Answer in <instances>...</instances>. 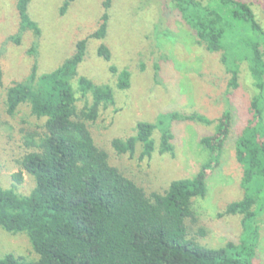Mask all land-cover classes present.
<instances>
[{
    "label": "trees",
    "instance_id": "1",
    "mask_svg": "<svg viewBox=\"0 0 264 264\" xmlns=\"http://www.w3.org/2000/svg\"><path fill=\"white\" fill-rule=\"evenodd\" d=\"M73 1L63 2L61 16ZM170 1L195 44L207 54L222 55L221 64L230 75L228 90L238 88L242 62H246L253 80L252 120L235 142L243 196L217 213V218L241 217L239 241L212 248L199 244L190 231L197 217L193 202L207 192L204 171L216 162L220 142L230 132V109H225L216 123L218 136L201 140L211 155L208 165L192 178L173 180L163 193L147 195L111 166L108 153L95 143L87 124L98 118L100 109L115 104L114 93L108 85L78 77L77 69L86 55L88 40H103L107 35L111 0H105L99 27L76 43L70 57L41 75H37L34 62L29 76L13 83L6 92L9 115L26 104L31 115L45 121L43 134L31 143L33 150L21 157L20 169L12 175L17 185L22 184L23 174L29 175L32 190L21 195L13 187L0 186V227L12 235L25 233L38 259L26 261L7 254L0 258V264H253L259 235L256 221L264 217V143H258L259 133L264 131V28L252 8L241 0H207L205 4L198 0ZM30 2L16 1L20 29L9 38L14 44H19L24 31H31L35 38L41 34L28 14ZM242 30L251 32L255 39L241 40ZM36 53L33 45L28 54ZM97 56L111 61V53L103 44ZM109 71L117 74L118 90L129 88V71L119 72L111 65ZM72 81L92 100L80 110ZM191 120L210 123L197 113L162 114L156 123L138 122L132 136L113 139L112 149L118 156L133 157L139 145V158H150L156 150L153 134L158 130L159 154L173 155L170 123ZM197 235L203 238V230Z\"/></svg>",
    "mask_w": 264,
    "mask_h": 264
},
{
    "label": "rangeland",
    "instance_id": "2",
    "mask_svg": "<svg viewBox=\"0 0 264 264\" xmlns=\"http://www.w3.org/2000/svg\"><path fill=\"white\" fill-rule=\"evenodd\" d=\"M16 1L0 0V186L13 187L16 193L28 195L34 187L33 179L23 174L22 184L17 185L12 175L19 171L21 157L33 150L31 143L43 134L45 119L31 115L26 104L9 115L6 92L13 83L29 76L34 62L37 75H41L52 72L70 57L76 43L99 27L105 0H74L62 16L59 9L65 0H31L28 14L38 24L41 34L35 38L31 31H24L19 44H14L9 38L20 29ZM241 1L252 8L264 28V0ZM108 14L105 39L88 40L86 55L77 69L78 77L84 76L99 86L108 85L114 93L115 104L100 109L98 118L87 124L95 143L108 153L110 165L143 188L147 195L163 193L173 180L192 178L208 165L211 155L201 140L218 136L216 123L223 111L230 109V132L220 142L216 162L204 171L207 192L204 198L193 202L197 217L190 224V231L197 236L199 244L208 247L237 243L242 231L241 217L217 218V213L243 196L239 186L242 167L235 158V142L252 120L250 101L255 94L246 62L239 69L238 88L228 90L230 75L221 64L222 55L207 54L195 44L191 31L170 0H111ZM252 35L242 30L241 40L254 38ZM102 44L111 53L109 63L97 56ZM33 45H36L35 56L28 54ZM110 65L119 72L129 71L128 89L116 88L118 77L109 71ZM72 83L76 107L80 110L92 100ZM173 112L197 113L210 123L172 121L173 155L159 154L158 130L153 134L156 150L150 158H139V145L133 157L118 156L113 151L111 141L132 136L138 122L156 123L160 115ZM258 143H264V131L259 133ZM256 224L259 235L253 264H264V217ZM199 230H203V238L197 235ZM7 254L26 261L38 259L25 233L12 235L0 227V258Z\"/></svg>",
    "mask_w": 264,
    "mask_h": 264
}]
</instances>
